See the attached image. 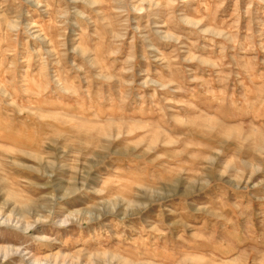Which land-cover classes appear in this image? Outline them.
Wrapping results in <instances>:
<instances>
[{
	"label": "rangeland",
	"instance_id": "rangeland-1",
	"mask_svg": "<svg viewBox=\"0 0 264 264\" xmlns=\"http://www.w3.org/2000/svg\"><path fill=\"white\" fill-rule=\"evenodd\" d=\"M0 264H264V0H0Z\"/></svg>",
	"mask_w": 264,
	"mask_h": 264
},
{
	"label": "bare ground",
	"instance_id": "bare-ground-1",
	"mask_svg": "<svg viewBox=\"0 0 264 264\" xmlns=\"http://www.w3.org/2000/svg\"><path fill=\"white\" fill-rule=\"evenodd\" d=\"M22 209H23V207H22ZM3 220H6V219H3ZM24 228H26V227H24Z\"/></svg>",
	"mask_w": 264,
	"mask_h": 264
}]
</instances>
